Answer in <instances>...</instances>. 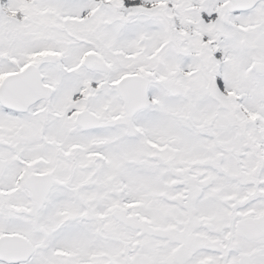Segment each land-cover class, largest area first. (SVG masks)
Instances as JSON below:
<instances>
[{"label":"snow or ice","instance_id":"6c2138e0","mask_svg":"<svg viewBox=\"0 0 264 264\" xmlns=\"http://www.w3.org/2000/svg\"><path fill=\"white\" fill-rule=\"evenodd\" d=\"M0 264H264V0H0Z\"/></svg>","mask_w":264,"mask_h":264}]
</instances>
